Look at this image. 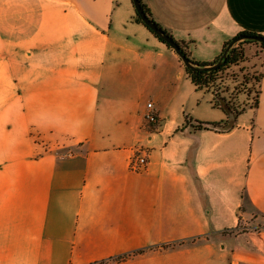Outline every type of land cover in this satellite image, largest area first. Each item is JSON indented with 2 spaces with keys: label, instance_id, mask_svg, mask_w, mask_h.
Listing matches in <instances>:
<instances>
[{
  "label": "crops",
  "instance_id": "0c3cea01",
  "mask_svg": "<svg viewBox=\"0 0 264 264\" xmlns=\"http://www.w3.org/2000/svg\"><path fill=\"white\" fill-rule=\"evenodd\" d=\"M144 2L199 61L264 35V0ZM245 53L259 105L235 116L132 0H0V264H264V227L224 233L264 218V48Z\"/></svg>",
  "mask_w": 264,
  "mask_h": 264
},
{
  "label": "trees",
  "instance_id": "16d2710c",
  "mask_svg": "<svg viewBox=\"0 0 264 264\" xmlns=\"http://www.w3.org/2000/svg\"><path fill=\"white\" fill-rule=\"evenodd\" d=\"M138 3H139V6L142 12L149 19H151V21H153V23H155L164 33L168 34L180 46L182 53L184 54V56L190 63V65H186L184 63L186 72L198 90L207 91L210 84L215 85V83L219 79L221 81H225L226 76H228V75H225V71L233 65H239L242 61L246 59L245 44L260 43V45L264 48V43H261L254 39V37H264V35L251 32V31H241L224 43L222 52L213 61L196 60L191 55V51H190L191 42L190 41L176 39L175 36L170 31H168L166 28H164L161 24H159L155 20L150 7L144 2V0H138ZM137 16H138V20L142 22L153 34H155V36H157L161 41L166 43L165 40L161 36H159L157 33L152 31L150 27L142 21L138 12H137ZM166 44L170 47L168 43ZM240 70L242 71L243 68H241ZM233 76L234 78H236V75L233 74ZM256 80L258 82L261 80V74L259 75V77L256 78ZM259 96H260V90H257L256 96L254 98V103L250 107H253V108L258 107ZM221 99L225 101V97H221ZM214 104L215 106L222 107L227 113H232L235 116H239L240 114L244 113L247 109L246 107L239 109L237 107H230L228 104L223 105L220 103L219 100H216V98H214ZM219 125L220 123H210L209 124V123L200 122L197 128L199 129L209 128L210 126L217 127ZM225 232L226 231H224V233ZM198 238H201V237L199 236L191 240L193 241V243H195V241ZM185 243H186V240H182L179 242L164 244L162 245V247L164 248L176 247V246L184 245ZM105 263H106L105 261H102L99 264H105Z\"/></svg>",
  "mask_w": 264,
  "mask_h": 264
},
{
  "label": "rangeland",
  "instance_id": "374dc122",
  "mask_svg": "<svg viewBox=\"0 0 264 264\" xmlns=\"http://www.w3.org/2000/svg\"><path fill=\"white\" fill-rule=\"evenodd\" d=\"M245 48H252L254 51L258 52L263 47L260 43H248L245 44ZM241 68H243L242 71L240 70ZM233 72L237 74L236 78H234L233 75L231 76ZM229 74L230 75L226 77L225 81L218 80L215 85L210 84L207 91L212 93L213 99L216 98V100H219L223 105L228 104L230 107H237L239 109L252 106L258 90V81L256 78L260 75L259 69H252L249 66L243 67V65L239 64V67L232 68ZM221 97H225V101H223ZM249 209L250 210L241 215L240 227L232 232L226 231L225 234H232L236 231L261 229L264 227V218L253 208ZM243 210L246 211L247 206L243 207ZM185 244L191 245L193 241L188 240Z\"/></svg>",
  "mask_w": 264,
  "mask_h": 264
},
{
  "label": "built area",
  "instance_id": "2783aa9c",
  "mask_svg": "<svg viewBox=\"0 0 264 264\" xmlns=\"http://www.w3.org/2000/svg\"><path fill=\"white\" fill-rule=\"evenodd\" d=\"M241 64V63H240ZM235 65L231 66L225 71V75H230L229 71L234 68ZM234 75H237L233 72ZM231 74V76L233 75ZM227 77V76H226ZM220 80V79H219ZM221 81V80H220ZM214 101V99H213ZM149 110L145 115V121L151 128H157L160 125V116L153 108L152 103H148ZM149 162L148 151L143 147H137L135 155L130 159L129 167L133 171L144 170Z\"/></svg>",
  "mask_w": 264,
  "mask_h": 264
},
{
  "label": "water",
  "instance_id": "95a60500",
  "mask_svg": "<svg viewBox=\"0 0 264 264\" xmlns=\"http://www.w3.org/2000/svg\"><path fill=\"white\" fill-rule=\"evenodd\" d=\"M134 5L136 7V11L138 12L139 16L141 17L142 21L146 23L152 31L157 33L159 36H161L166 43L170 45L171 48L175 50V52L182 58L183 62L186 65H190L189 61L186 59L184 54L181 51L180 46L166 33H164L151 19H149L140 9L138 0H133ZM255 40L264 43V37H254Z\"/></svg>",
  "mask_w": 264,
  "mask_h": 264
}]
</instances>
